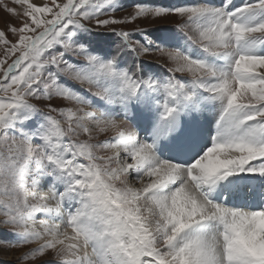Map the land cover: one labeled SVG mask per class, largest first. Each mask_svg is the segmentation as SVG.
I'll use <instances>...</instances> for the list:
<instances>
[{"label": "snow or ice", "instance_id": "snow-or-ice-1", "mask_svg": "<svg viewBox=\"0 0 264 264\" xmlns=\"http://www.w3.org/2000/svg\"><path fill=\"white\" fill-rule=\"evenodd\" d=\"M0 10L19 21L0 29V246L35 245L18 264H264V0ZM141 18H178L173 38L117 27Z\"/></svg>", "mask_w": 264, "mask_h": 264}, {"label": "rangeland", "instance_id": "rangeland-1", "mask_svg": "<svg viewBox=\"0 0 264 264\" xmlns=\"http://www.w3.org/2000/svg\"><path fill=\"white\" fill-rule=\"evenodd\" d=\"M34 2L40 4L41 0H34ZM126 2L131 3L132 0H126ZM156 2L170 3V2H174V0H156ZM214 2L218 3L219 0H214ZM238 2H241V0H238ZM132 11H133L132 9H129L128 11L125 12H119L116 15L117 17L122 18L125 16H129L132 13ZM9 20H11L13 23H17V24L19 23V21H16L14 18L10 17L7 13L0 10V29L4 28L6 26L5 22ZM177 24H178V18H171L168 20H157V21L141 18L134 23L121 25L117 27H122L128 31H136L138 29H149L150 36L153 40L156 41V43L167 44L173 38L171 34L175 33V29H173L172 27H175ZM94 35L96 38L94 42H96L97 46L102 50L105 48V46L111 44L112 41L115 39V37L110 33H96ZM176 38L178 39V37ZM143 59L150 60L156 63V64H151L146 62L148 63V67L155 72L163 71L158 64L166 63L165 58L161 57L158 53L145 56L143 57ZM54 103L66 104L67 102L57 99L54 101ZM213 124L214 121H211L209 126ZM106 138L107 137L104 135H101L99 137V139L101 140H104ZM5 235H9V234H0V238H3V236ZM32 247H35V245H28L21 248H7L6 246H0V262H2V264H18L23 254L25 252L30 251ZM24 264H33V262L25 261Z\"/></svg>", "mask_w": 264, "mask_h": 264}, {"label": "bare ground", "instance_id": "bare-ground-1", "mask_svg": "<svg viewBox=\"0 0 264 264\" xmlns=\"http://www.w3.org/2000/svg\"><path fill=\"white\" fill-rule=\"evenodd\" d=\"M211 126H209V128H211ZM141 130L144 131L145 133L147 132V129L143 125H141Z\"/></svg>", "mask_w": 264, "mask_h": 264}]
</instances>
